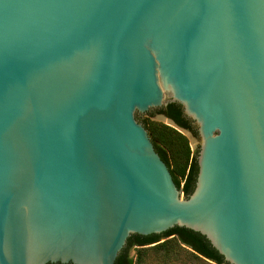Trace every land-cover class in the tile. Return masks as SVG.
Segmentation results:
<instances>
[{
	"label": "water",
	"instance_id": "95a60500",
	"mask_svg": "<svg viewBox=\"0 0 264 264\" xmlns=\"http://www.w3.org/2000/svg\"><path fill=\"white\" fill-rule=\"evenodd\" d=\"M169 102L196 138L145 115ZM136 115L197 150L189 196ZM175 227L264 264V0H0V264H115Z\"/></svg>",
	"mask_w": 264,
	"mask_h": 264
},
{
	"label": "trees",
	"instance_id": "16d2710c",
	"mask_svg": "<svg viewBox=\"0 0 264 264\" xmlns=\"http://www.w3.org/2000/svg\"><path fill=\"white\" fill-rule=\"evenodd\" d=\"M145 115L150 118L162 115L180 129L190 133L192 137H197L192 121L183 115L182 107L177 103L169 102L158 111H151ZM136 119L147 130L155 152L167 166L177 189L184 196H189L193 191L197 176V150L192 151L186 137L175 129L138 115H136ZM166 238H176L181 245L215 264H226L203 236L181 227H175L160 235H131L116 258L115 264H133V260L129 256L130 248L155 246Z\"/></svg>",
	"mask_w": 264,
	"mask_h": 264
},
{
	"label": "rangeland",
	"instance_id": "374dc122",
	"mask_svg": "<svg viewBox=\"0 0 264 264\" xmlns=\"http://www.w3.org/2000/svg\"><path fill=\"white\" fill-rule=\"evenodd\" d=\"M143 118L147 119L148 117L143 116ZM155 122L164 124L160 121ZM129 256L132 258L133 264H215L206 261L190 249L184 247L176 238L163 239L155 246L132 247L129 250Z\"/></svg>",
	"mask_w": 264,
	"mask_h": 264
},
{
	"label": "flooded vegetation",
	"instance_id": "af4514ba",
	"mask_svg": "<svg viewBox=\"0 0 264 264\" xmlns=\"http://www.w3.org/2000/svg\"><path fill=\"white\" fill-rule=\"evenodd\" d=\"M201 257V256H200ZM203 258V257H202ZM205 259V258H204ZM206 261H208L207 259H205ZM208 262H211V261H208ZM211 263H213V262H211Z\"/></svg>",
	"mask_w": 264,
	"mask_h": 264
}]
</instances>
